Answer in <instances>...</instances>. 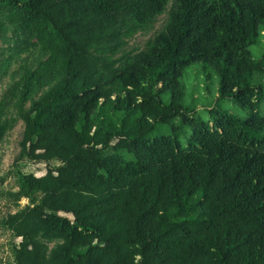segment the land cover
Here are the masks:
<instances>
[{
	"label": "trees",
	"instance_id": "16d2710c",
	"mask_svg": "<svg viewBox=\"0 0 264 264\" xmlns=\"http://www.w3.org/2000/svg\"><path fill=\"white\" fill-rule=\"evenodd\" d=\"M167 2L0 0L50 51L29 75L31 88L52 84L23 116L15 163H59L40 176L18 170L32 205L4 221L14 264H264V50L256 60L250 49L264 0H173L145 49L110 60L124 32ZM192 62L216 70L218 99L245 117L183 106ZM180 115L184 145L178 131L157 134ZM41 237L61 242L47 255Z\"/></svg>",
	"mask_w": 264,
	"mask_h": 264
},
{
	"label": "rangeland",
	"instance_id": "374dc122",
	"mask_svg": "<svg viewBox=\"0 0 264 264\" xmlns=\"http://www.w3.org/2000/svg\"><path fill=\"white\" fill-rule=\"evenodd\" d=\"M172 4L173 0H168L164 11L156 15L146 28H135L130 34H127L128 30L125 31L123 45L117 53L110 54L109 59L119 65L127 57L145 49L165 26ZM132 24V21L128 22L129 26ZM24 39L28 42L26 47L20 43ZM250 49L253 58L260 59L259 54L264 50V30L258 42L251 45ZM49 54L50 51L43 49L34 37L26 36L20 30L7 10L0 8V264H14V250L18 243V239L4 223L6 216L32 205V200L21 191L18 170L40 176L48 168L59 164L55 160L45 162L27 158L15 163L24 130L23 116L32 101L52 84L31 88L33 78L29 79V75L37 70ZM180 82L184 88L182 104L195 115L207 118L208 109L217 106L241 118L246 116V110L232 99H218L219 77L213 67L204 66L203 62H192L183 69ZM261 110L264 111V104ZM182 117L186 116L180 115L171 122L163 123L157 134L178 131L181 143L186 144L191 125L188 120L182 121ZM40 196L37 193L35 201L38 202ZM40 239L47 255L61 242L59 239Z\"/></svg>",
	"mask_w": 264,
	"mask_h": 264
}]
</instances>
